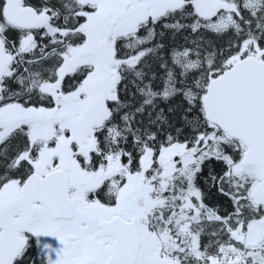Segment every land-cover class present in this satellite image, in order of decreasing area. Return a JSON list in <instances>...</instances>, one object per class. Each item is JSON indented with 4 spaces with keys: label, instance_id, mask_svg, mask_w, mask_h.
<instances>
[{
    "label": "snow or ice",
    "instance_id": "snow-or-ice-1",
    "mask_svg": "<svg viewBox=\"0 0 264 264\" xmlns=\"http://www.w3.org/2000/svg\"><path fill=\"white\" fill-rule=\"evenodd\" d=\"M0 264H264V0H0Z\"/></svg>",
    "mask_w": 264,
    "mask_h": 264
}]
</instances>
